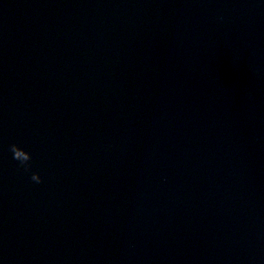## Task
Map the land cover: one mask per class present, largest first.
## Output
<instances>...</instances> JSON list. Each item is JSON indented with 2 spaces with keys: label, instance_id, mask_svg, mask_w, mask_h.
I'll return each mask as SVG.
<instances>
[{
  "label": "water",
  "instance_id": "95a60500",
  "mask_svg": "<svg viewBox=\"0 0 264 264\" xmlns=\"http://www.w3.org/2000/svg\"><path fill=\"white\" fill-rule=\"evenodd\" d=\"M0 264H264V0H0Z\"/></svg>",
  "mask_w": 264,
  "mask_h": 264
},
{
  "label": "clouds",
  "instance_id": "9594fccd",
  "mask_svg": "<svg viewBox=\"0 0 264 264\" xmlns=\"http://www.w3.org/2000/svg\"><path fill=\"white\" fill-rule=\"evenodd\" d=\"M10 150L13 153V158L20 162V165L24 167L27 171L30 169L31 165L29 164L31 160V154L24 149L20 148L16 144L10 146ZM31 179L36 183H42V179L38 173H33Z\"/></svg>",
  "mask_w": 264,
  "mask_h": 264
}]
</instances>
